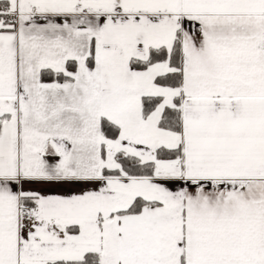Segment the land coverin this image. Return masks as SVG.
I'll return each instance as SVG.
<instances>
[{
  "label": "snow or ice",
  "instance_id": "snow-or-ice-1",
  "mask_svg": "<svg viewBox=\"0 0 264 264\" xmlns=\"http://www.w3.org/2000/svg\"><path fill=\"white\" fill-rule=\"evenodd\" d=\"M0 264H264V0H0Z\"/></svg>",
  "mask_w": 264,
  "mask_h": 264
}]
</instances>
